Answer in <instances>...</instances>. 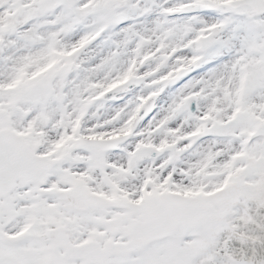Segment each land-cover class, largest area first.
Returning <instances> with one entry per match:
<instances>
[{
    "label": "snow or ice",
    "instance_id": "snow-or-ice-1",
    "mask_svg": "<svg viewBox=\"0 0 264 264\" xmlns=\"http://www.w3.org/2000/svg\"><path fill=\"white\" fill-rule=\"evenodd\" d=\"M0 264H264V0H0Z\"/></svg>",
    "mask_w": 264,
    "mask_h": 264
}]
</instances>
